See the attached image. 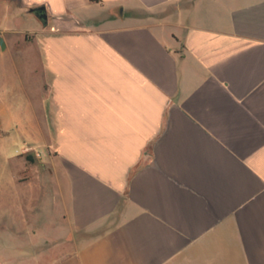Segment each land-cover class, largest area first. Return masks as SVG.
<instances>
[{"label": "crops", "instance_id": "crops-1", "mask_svg": "<svg viewBox=\"0 0 264 264\" xmlns=\"http://www.w3.org/2000/svg\"><path fill=\"white\" fill-rule=\"evenodd\" d=\"M0 128V264H264V0H0Z\"/></svg>", "mask_w": 264, "mask_h": 264}, {"label": "rangeland", "instance_id": "rangeland-1", "mask_svg": "<svg viewBox=\"0 0 264 264\" xmlns=\"http://www.w3.org/2000/svg\"><path fill=\"white\" fill-rule=\"evenodd\" d=\"M2 132L3 131L0 128L1 139V136L4 135V133L2 135ZM7 138L12 139L13 134L11 132L8 133ZM17 147H19V144L16 141H8L5 143H2V141L0 142V216L3 212H9L5 213L4 216H11V212L14 210V200H22L25 202L30 199L28 198L29 196L32 194L37 195L38 193L37 190H34L35 188L33 189L28 185L36 184L38 179L41 178V175L39 173L36 175L31 174V169L42 168L43 161L46 159L47 151L43 148H39L41 151H31L30 156H32L33 159H28L26 164H24V158L18 156L15 152ZM18 171L21 182H15L13 180V173ZM30 177H33V179L31 181H27ZM16 184L20 185L19 188L15 187Z\"/></svg>", "mask_w": 264, "mask_h": 264}, {"label": "water", "instance_id": "water-1", "mask_svg": "<svg viewBox=\"0 0 264 264\" xmlns=\"http://www.w3.org/2000/svg\"><path fill=\"white\" fill-rule=\"evenodd\" d=\"M38 15H39L43 20L46 21V19H47V14H46V13L40 12V13H38Z\"/></svg>", "mask_w": 264, "mask_h": 264}, {"label": "built area", "instance_id": "built-area-1", "mask_svg": "<svg viewBox=\"0 0 264 264\" xmlns=\"http://www.w3.org/2000/svg\"><path fill=\"white\" fill-rule=\"evenodd\" d=\"M30 151H33V148L32 147H27L24 152H30Z\"/></svg>", "mask_w": 264, "mask_h": 264}, {"label": "trees", "instance_id": "trees-1", "mask_svg": "<svg viewBox=\"0 0 264 264\" xmlns=\"http://www.w3.org/2000/svg\"><path fill=\"white\" fill-rule=\"evenodd\" d=\"M29 159H30V160H32V159H33V157H32V156H29Z\"/></svg>", "mask_w": 264, "mask_h": 264}]
</instances>
